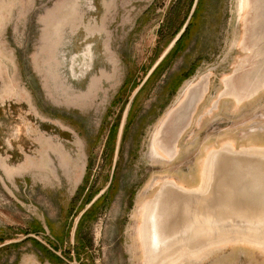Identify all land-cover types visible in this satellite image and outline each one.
<instances>
[{"label":"rangeland","instance_id":"1","mask_svg":"<svg viewBox=\"0 0 264 264\" xmlns=\"http://www.w3.org/2000/svg\"><path fill=\"white\" fill-rule=\"evenodd\" d=\"M194 2L0 0V264H24L37 252L32 240L2 247L29 234L71 264H146L138 233L143 207L168 178L195 187L208 149L264 147V94L246 98L258 72L255 87L264 93V47L248 28L254 12L239 25L237 0H200L183 40L144 85ZM88 45L94 69L73 77L71 60L78 56L79 75ZM209 76L200 110L174 132L171 115L188 83L195 87ZM221 91L246 95L247 103L216 114L222 100L219 106L212 100ZM174 138L180 149L174 161L150 158L156 139ZM250 167L264 177V163ZM223 171L215 201L198 209L189 203L187 210L226 218L234 188L229 169ZM258 208L264 212V203L236 210ZM194 261L264 264V251L233 242Z\"/></svg>","mask_w":264,"mask_h":264},{"label":"bare ground","instance_id":"2","mask_svg":"<svg viewBox=\"0 0 264 264\" xmlns=\"http://www.w3.org/2000/svg\"><path fill=\"white\" fill-rule=\"evenodd\" d=\"M252 12H254L253 22L248 28L255 39L264 41V0H237L236 14L239 25L242 19ZM235 44L237 45V42ZM61 57L64 55L61 54ZM76 75L79 76L77 73ZM188 84L178 108L171 115L174 132L179 128L188 127L195 118L197 109L200 110L210 92V76L207 79L204 78L195 87L192 83ZM254 89L256 91V87ZM225 96L236 97L238 103L244 101L242 100L244 96L221 91L214 104L218 105ZM250 96L251 94L246 98L248 99ZM214 109L208 113L213 114ZM178 142L174 138V141L170 140L168 144H164L163 140L156 139L151 145V150L148 149L150 158L156 161L166 159L174 161L180 151ZM237 149H241V151L238 152ZM207 154L208 156L199 166V185L190 187L176 177L168 178L155 198L148 201L143 207L144 222L138 229V233L141 236L140 241L143 244L146 264H179L183 262L191 264L190 262L198 259L202 253L205 254L214 247L219 248L233 242L250 244L264 251V214L257 212L251 214L245 210L241 212L236 210L241 205L260 198L259 194L257 196L251 192L250 185L236 182L237 200L232 201L229 195L232 204L226 211V218L225 216L217 218L210 214L197 212L193 214V211L190 208L187 210L186 207L187 204L192 203L197 209L198 207L203 208L215 201L213 195L220 189L218 180L222 179L223 174L226 173L223 171L226 168V154L256 155L264 158V147L237 148L234 144L225 143L220 149L208 151ZM232 194L234 193L232 192ZM200 238H206V241L202 244H192Z\"/></svg>","mask_w":264,"mask_h":264},{"label":"water","instance_id":"3","mask_svg":"<svg viewBox=\"0 0 264 264\" xmlns=\"http://www.w3.org/2000/svg\"><path fill=\"white\" fill-rule=\"evenodd\" d=\"M200 0H195L193 8L191 10V13L189 15V18L184 26V28L182 29V31L180 32V34L177 36V38L172 42V44L169 46V48L165 51V53L162 55V57L160 58V60L158 61V63L155 65V67L153 68V70L151 71V73L148 75L145 83L148 81V79H150V77L152 76V74L154 73V71L157 69V67L160 65V63L166 58V56L170 53V51L174 48L175 44L179 41V39L183 36V34L186 32L187 28L189 27L193 16L195 15V12L198 8V4H199ZM264 22V20H263ZM262 31H260L261 33ZM263 33V32H262ZM258 40V39H257ZM262 44V46L264 47V41H258ZM258 76V77H257ZM262 76L261 72H258L255 74V77L253 78V81L250 82V86L249 88L255 84V86H257L256 81L260 79V77ZM262 78V77H261ZM144 85H141V87H139V91L138 93L141 91V89L143 88ZM255 86L253 88H255ZM252 88V87H251ZM258 88H256V91H254L253 95H251L250 97H253L255 94L259 93ZM260 89V88H259ZM137 93V94H138ZM234 95H239L240 93L236 94V92H233ZM246 95H244L245 97ZM241 151L238 150V152ZM226 168L225 169H229L228 173L226 175H228V180L230 182V185H232V187L234 188V190L232 191L234 194L231 195V193H229V195L233 200H237V193H238V189L236 187V182H243V184H248L250 185L252 188H250L251 192L253 194H258L260 195V198H258L256 201L253 202H249V204H257V203H264V177H259L257 174V168H252L250 167L251 165H253L255 162H261L264 163V158L261 156H256V155H252V156H235V155H231V154H226ZM233 169V170H232ZM242 169L245 170H249L250 172L248 173V177L247 175H245L244 171L242 172ZM235 170V171H234ZM260 170V169H259ZM225 173V172H224ZM225 174H223L224 176ZM234 184V185H233ZM236 193V194H235ZM229 200L230 197H227ZM246 212H249L251 214H256L253 212H257V213H262L264 214V212L261 211V209H256L255 211L253 210H249V209H244ZM244 210H239V212L244 211Z\"/></svg>","mask_w":264,"mask_h":264},{"label":"crops","instance_id":"4","mask_svg":"<svg viewBox=\"0 0 264 264\" xmlns=\"http://www.w3.org/2000/svg\"><path fill=\"white\" fill-rule=\"evenodd\" d=\"M87 47H86V49H88ZM86 66L88 67L89 63ZM224 93H226V92L224 91ZM263 94H264L263 92H261V93L259 92V93L255 94L253 97H250L248 100H250V102H252V100L255 101V100L259 99L258 96L261 97ZM217 97L214 100H212V103H215L217 101ZM231 100H234L235 102L232 103ZM237 101H238V99L236 97H226L225 96L221 102L222 105H220L221 103L219 104L220 106H223L222 109L220 107V110H218L219 109V107H218V109L215 113L217 114V112H219V111H221V112L226 111V106H229V107L233 106L238 111L242 110L241 108H243V105H245L247 102L245 103V101H243L242 103H238ZM212 103H210V104L212 105ZM207 151H209V149ZM28 240L34 241V243L36 244V247H37V252H32V255L28 256L29 259H26L24 264H64V262L68 263L67 259L60 252L56 251L54 248L51 247V245H48L47 243H45L42 239H40V237L36 236L35 234L26 235L23 239H20V240L14 241V242H10V243H6L2 247H6L7 245L12 244V243L18 244V246H19L20 244H23ZM68 264H71V263H68Z\"/></svg>","mask_w":264,"mask_h":264},{"label":"flooded vegetation","instance_id":"5","mask_svg":"<svg viewBox=\"0 0 264 264\" xmlns=\"http://www.w3.org/2000/svg\"><path fill=\"white\" fill-rule=\"evenodd\" d=\"M87 48L88 49H86L85 53L82 55V57L84 58V62H83V65L81 66V75L79 74L80 77H86L94 69V63H95V59H96V54L94 52V47H93V45H89ZM62 54L64 55V57H62V58H63V60H65L66 59L65 52H63ZM77 58H78V56H75L71 60V64L72 65L70 67V73L72 74L73 77L77 76L76 75V70H75L76 66H77V64H76V59ZM88 63H89V66L87 67L86 65H88Z\"/></svg>","mask_w":264,"mask_h":264},{"label":"trees","instance_id":"6","mask_svg":"<svg viewBox=\"0 0 264 264\" xmlns=\"http://www.w3.org/2000/svg\"><path fill=\"white\" fill-rule=\"evenodd\" d=\"M189 28V27H188ZM188 28H187V30H186V32L183 34V36L179 39V41L175 44V46H174V48L170 51V53L166 56V58L160 63V65L157 67V69L154 71V73L158 70V68L163 64V62L167 59V57L175 50V48L177 47V45L180 43V41L181 40H183V38H184V36L186 35V33L188 32ZM154 73L152 74V76L154 75ZM151 76V77H152ZM151 77H150V79H151ZM149 79V80H150ZM96 204V203H95ZM94 204V205H95ZM94 205H92V207L91 208H93V206ZM91 210V209H90Z\"/></svg>","mask_w":264,"mask_h":264}]
</instances>
